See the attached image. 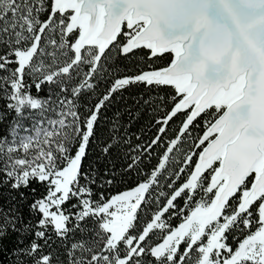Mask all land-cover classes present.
<instances>
[{"label":"snow or ice","instance_id":"snow-or-ice-1","mask_svg":"<svg viewBox=\"0 0 264 264\" xmlns=\"http://www.w3.org/2000/svg\"><path fill=\"white\" fill-rule=\"evenodd\" d=\"M0 264H264V0H0Z\"/></svg>","mask_w":264,"mask_h":264},{"label":"trees","instance_id":"trees-1","mask_svg":"<svg viewBox=\"0 0 264 264\" xmlns=\"http://www.w3.org/2000/svg\"><path fill=\"white\" fill-rule=\"evenodd\" d=\"M133 91H135V89Z\"/></svg>","mask_w":264,"mask_h":264}]
</instances>
